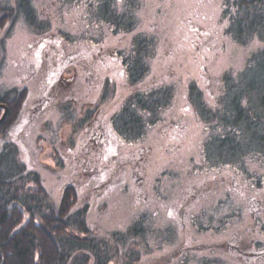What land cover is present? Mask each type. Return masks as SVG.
I'll list each match as a JSON object with an SVG mask.
<instances>
[{
    "label": "rangeland",
    "instance_id": "rangeland-1",
    "mask_svg": "<svg viewBox=\"0 0 264 264\" xmlns=\"http://www.w3.org/2000/svg\"><path fill=\"white\" fill-rule=\"evenodd\" d=\"M118 1L121 8L136 3L137 32L97 26L87 19L91 11L81 0H32L46 29L37 32L20 21L5 41L0 87L27 91L6 141L17 145L21 161L41 176L56 202L69 188L76 191L77 208L87 207L94 235L126 233L141 221L144 236L135 238L139 264H177L169 257L189 244L187 236L195 237L192 231L185 237L187 216L168 215L174 205L187 204L179 196L188 186L186 178L196 175L197 166L227 172L206 159L201 163L209 133L189 88L196 84L205 103L216 104L225 73L240 69L261 45L243 47L225 35L220 18L231 0ZM136 34L151 38V57L146 76L131 85L123 66ZM170 84L176 88L172 103L142 139L127 143L113 133L110 120L131 95ZM241 171L242 187L264 181V163L247 162ZM192 204L198 202L187 205ZM233 204L230 199L220 204L216 215L225 219ZM203 240L204 253L182 264H264L255 256L236 259L213 235Z\"/></svg>",
    "mask_w": 264,
    "mask_h": 264
},
{
    "label": "trees",
    "instance_id": "trees-1",
    "mask_svg": "<svg viewBox=\"0 0 264 264\" xmlns=\"http://www.w3.org/2000/svg\"><path fill=\"white\" fill-rule=\"evenodd\" d=\"M81 4L89 8L87 19L97 26L104 24L119 33L137 29L135 2L123 8L118 0H81ZM20 21L37 32L46 29L32 0L0 3V74L5 66V41ZM220 26L236 44L247 47L258 42L261 47L240 69L225 73L216 104L205 103L194 83L189 93L209 133L202 150L205 159L212 167L228 171V166L236 167L238 172H233L240 173L247 162L264 163V0L225 3ZM151 44V38L134 36L123 66L131 85L141 82L149 71ZM26 95L24 89L0 87V105L8 109L0 124V264H139L140 245L135 238L144 236L141 221L126 233L94 235L87 225V207L77 208L75 190L69 188L60 203L54 201L41 176L21 161L17 145L6 141ZM175 95L172 84L134 93L111 118L113 133L127 143L139 141L160 121Z\"/></svg>",
    "mask_w": 264,
    "mask_h": 264
},
{
    "label": "flooded vegetation",
    "instance_id": "flooded-vegetation-1",
    "mask_svg": "<svg viewBox=\"0 0 264 264\" xmlns=\"http://www.w3.org/2000/svg\"><path fill=\"white\" fill-rule=\"evenodd\" d=\"M33 47L32 45L29 48L32 49ZM0 108L4 109H2L3 113L7 112V117L8 109L5 105H0ZM204 160L203 157L202 165L206 161ZM192 163L196 165L199 162ZM200 168L202 169V166H197L196 175L190 176L188 174L189 177L186 178L188 186L186 190L179 193L181 201L187 200V204L190 202H198V204L188 206L178 203L170 210L172 214H168L172 217H177L179 214L187 216L185 227L188 231L186 230L185 237L191 231L195 237L187 236L186 239L189 244L180 249L178 246L175 253L172 252V256L175 257L170 256L169 259L179 261L182 264L186 259H192L197 257L196 255L203 254L204 251L200 249L203 246L201 244L205 243L203 240L205 234H208V238L209 235H213L215 239L218 238L215 240L218 242L224 240L228 245V250L234 251L233 254L236 259L242 255L244 258L255 256L256 260L257 258H264V181H260L261 183L258 184L256 181L250 180L248 188H246L242 187L243 177H241V173L228 170V173H223L214 171L213 168V171H202ZM245 189H249L250 194L244 193ZM175 193L178 194V191ZM223 196L226 199L222 198ZM51 197L56 201L53 196ZM229 199L234 202L230 209L232 214L221 219L222 217H218L216 212L221 208L220 204L228 203ZM244 200L249 204H243ZM242 207H244V214L241 213ZM248 221L249 223H247ZM229 227H234V229L229 231ZM206 242L208 243V241ZM207 250L213 251V248ZM250 250L252 251L250 252ZM204 264L207 263L204 262Z\"/></svg>",
    "mask_w": 264,
    "mask_h": 264
},
{
    "label": "water",
    "instance_id": "water-1",
    "mask_svg": "<svg viewBox=\"0 0 264 264\" xmlns=\"http://www.w3.org/2000/svg\"><path fill=\"white\" fill-rule=\"evenodd\" d=\"M6 114L7 112L4 113V115L2 116L1 120H0V124L4 121V119L6 118Z\"/></svg>",
    "mask_w": 264,
    "mask_h": 264
}]
</instances>
